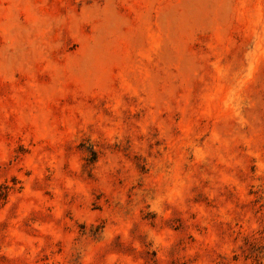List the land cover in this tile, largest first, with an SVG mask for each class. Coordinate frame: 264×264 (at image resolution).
<instances>
[{"label": "rangeland", "instance_id": "obj_1", "mask_svg": "<svg viewBox=\"0 0 264 264\" xmlns=\"http://www.w3.org/2000/svg\"><path fill=\"white\" fill-rule=\"evenodd\" d=\"M0 264H264V0H0Z\"/></svg>", "mask_w": 264, "mask_h": 264}]
</instances>
